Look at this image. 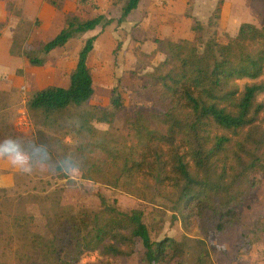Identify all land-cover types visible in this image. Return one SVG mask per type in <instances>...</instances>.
I'll list each match as a JSON object with an SVG mask.
<instances>
[{
    "label": "rangeland",
    "instance_id": "rangeland-1",
    "mask_svg": "<svg viewBox=\"0 0 264 264\" xmlns=\"http://www.w3.org/2000/svg\"><path fill=\"white\" fill-rule=\"evenodd\" d=\"M44 2L45 5L24 6L18 0H0L4 5L0 7V20L6 16V21L0 22V33L7 26L12 28V52L25 60L17 69L18 77L24 80L17 106L0 113L1 136L4 141L14 140L25 153L33 155L31 174L18 171L0 185V264H96L104 260L97 251H85L77 259L72 256L75 242L90 230L93 215L107 217L102 199L123 211L142 208L154 240L182 242L184 251L177 264H264V153L258 155L259 166L247 174L248 181L237 183H243L246 189L244 200L250 193L249 204L244 202L240 209L239 221L222 232L209 231L206 238L199 231L196 201L186 203L189 219L183 224L180 214L171 211L172 203L138 200L87 171L92 160L90 147L97 143L99 149L113 151L129 144L125 117L150 107V100L141 90L140 77L162 58V54L152 59L148 56L155 39L199 44L210 38L221 40L224 34L234 36L243 23L262 27L264 0H189L185 8L180 0H139L137 9L121 23L117 21L125 0ZM220 2L215 19L214 11ZM98 15L104 19L94 30L76 34L63 47L43 52L42 46L66 27L67 18L87 20ZM107 20L110 23L104 25ZM91 36H96L87 60L93 96L83 107L66 111L64 128L37 126V116L25 108V94L28 98L47 86L66 87L78 52ZM26 52L43 60V65L27 63ZM249 81L235 79L234 83L241 88ZM115 99L120 107L111 122L91 120L92 133L78 131L80 113L92 107L112 111ZM258 101L264 103V93ZM32 231L37 232V242H31ZM142 252L136 240L135 252L129 259L109 261L143 264ZM171 253L170 248L167 257ZM166 264L175 263L168 260Z\"/></svg>",
    "mask_w": 264,
    "mask_h": 264
},
{
    "label": "trees",
    "instance_id": "trees-1",
    "mask_svg": "<svg viewBox=\"0 0 264 264\" xmlns=\"http://www.w3.org/2000/svg\"><path fill=\"white\" fill-rule=\"evenodd\" d=\"M138 4L139 0H125L117 22H123ZM221 5L214 11L215 19ZM103 19L102 15L87 20L67 18L66 27L42 46L43 52L94 30ZM95 41L96 36H91L80 48L67 87L47 86L27 100V109L37 116V126L64 128L66 111L81 108L91 99L93 78L87 60ZM155 43L157 48L148 56L152 59L158 53L162 58L140 77L150 107L125 117L129 144L113 151L99 149L97 143L90 147L92 160L87 171L138 200L172 203L171 211L180 214L183 224L189 219L186 203L196 201L199 231L206 238L209 231L222 232L239 221L244 202H250V193L243 199L247 194L242 184L264 153V103L258 101L264 93V26L243 23L234 36L224 34L221 40L210 38L199 44L166 39ZM25 57L32 66L44 63L28 52ZM235 79L250 81L239 88ZM112 106V111L92 107L80 113L78 131L92 133L91 120L111 122L118 113L119 100H113ZM101 204L107 217L93 215L90 230L75 242L73 258L97 251L104 260L96 264H112L109 259H129L138 240L143 248L141 263H178L183 243L154 240L142 208L123 211L103 199ZM30 235L31 242H37V232ZM170 248L173 253L167 257Z\"/></svg>",
    "mask_w": 264,
    "mask_h": 264
},
{
    "label": "crops",
    "instance_id": "crops-1",
    "mask_svg": "<svg viewBox=\"0 0 264 264\" xmlns=\"http://www.w3.org/2000/svg\"><path fill=\"white\" fill-rule=\"evenodd\" d=\"M18 1L20 5H24V6L29 4L36 6L45 5L44 0H18ZM180 1L182 3V6L185 8L186 2L189 0H180ZM0 7H4L3 3L0 4ZM132 12L129 14V16L132 15ZM165 15L167 17H171L169 13L167 14L165 13ZM5 17L6 16L2 17L3 21H6ZM2 20H0V22H2ZM11 29L12 28L10 26L9 27L7 26L0 33V113L6 109H11L12 111L13 109L15 110V106H17L16 102L21 96L23 90L22 87L24 83L23 78L18 77L17 69L19 68V66L25 64V60L21 59V57L23 56H21L19 53H11V48L13 44ZM159 40H163V39H159ZM154 44L155 47L153 48L152 52L157 48L156 43ZM29 98L30 97L27 98L25 94L24 96L25 108H27L26 102ZM1 134L2 132L0 131V144H3L4 140L2 139ZM24 159L25 160L28 159L27 154H25ZM18 171H19L18 168L9 164L6 159L0 158V185L7 182L8 177Z\"/></svg>",
    "mask_w": 264,
    "mask_h": 264
},
{
    "label": "clouds",
    "instance_id": "clouds-1",
    "mask_svg": "<svg viewBox=\"0 0 264 264\" xmlns=\"http://www.w3.org/2000/svg\"><path fill=\"white\" fill-rule=\"evenodd\" d=\"M25 154L28 156L27 160L24 159ZM0 158L6 159L9 164L17 167L18 170L23 173H32V153H25V151L12 139H7L3 144H0ZM46 158L45 156L44 159Z\"/></svg>",
    "mask_w": 264,
    "mask_h": 264
}]
</instances>
